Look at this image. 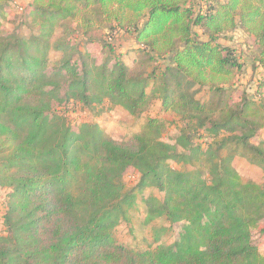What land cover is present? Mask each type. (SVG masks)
<instances>
[{
  "label": "trees",
  "instance_id": "1",
  "mask_svg": "<svg viewBox=\"0 0 264 264\" xmlns=\"http://www.w3.org/2000/svg\"><path fill=\"white\" fill-rule=\"evenodd\" d=\"M14 2L0 0V186L9 189L0 264H264V183L234 165L243 156L264 167V79L252 96L239 92L242 64L219 41L241 29L264 67V0H205L199 13L191 0H30L29 33L16 24ZM117 31L134 37L131 63L111 46L91 63L72 39ZM52 51L62 54L55 65ZM48 76L65 106L91 117L73 125L53 110ZM155 100L181 117L169 139L164 118L148 115ZM114 107L145 116L140 131L109 135L95 118ZM128 171L138 174L131 190ZM139 194L147 221L165 217L197 247L174 258L178 238L154 249L120 243L115 227ZM180 217L192 224L176 229Z\"/></svg>",
  "mask_w": 264,
  "mask_h": 264
},
{
  "label": "rangeland",
  "instance_id": "2",
  "mask_svg": "<svg viewBox=\"0 0 264 264\" xmlns=\"http://www.w3.org/2000/svg\"><path fill=\"white\" fill-rule=\"evenodd\" d=\"M29 1L30 0H15L14 4L11 5L13 12H15V15L13 16L16 18V24L20 27L23 33H29L30 31V27L28 26L27 18L25 16V11ZM191 4L198 13L202 10L204 11L206 8L205 0H191ZM5 28L10 31L14 28V24H6ZM194 33L198 39H207L198 27H194ZM99 37H102V41H88L84 39L81 34L73 35L72 39L77 44L79 50L90 54L91 63L101 62V60L106 56H111L112 53H110L109 46L113 49V56L122 54L126 63H131L137 54V45L134 37L129 33L117 31L109 34L107 32L105 35H100ZM219 41L223 45L234 49L237 59L242 64L241 70L237 76L236 85L239 92H245L248 96H252L257 90L259 81L264 79V67L260 66L255 59L256 47L252 40L246 33H244V31L237 29L226 34L220 38ZM67 56L66 59L69 58V55ZM61 57L62 54L60 52L52 51L50 54V63L52 65L59 63ZM167 63L168 60L159 59L156 62V66L163 67ZM61 83L62 81H59L58 86L62 87ZM42 86L47 87L54 92L53 96L55 99L51 108L59 111L61 114H67L73 125L79 123L81 120L83 121L91 117L88 111L82 110L81 107L76 104L73 105V102H70L65 106L66 99L64 98V90H58L54 87L52 76H48L42 80ZM148 115L160 116L164 118L166 126V139L177 135L183 127L180 115L175 112H164L161 109V105L158 100L153 102ZM95 119L100 122L101 126L109 135L117 139H124L140 131L144 123L145 116L135 119L120 107H114L113 109L105 110ZM195 142L206 146L209 143V140L196 136ZM224 154H226V152H224ZM172 165L176 169L188 168L187 165H182L177 162H173ZM234 165L245 180L252 179L258 183H264V167L262 165L253 163L248 158L243 156L235 157ZM123 180L127 190H131L138 181V174H136L135 171H128L124 174ZM8 190V188L0 186V231L4 234H7L5 215L8 210ZM148 194L162 196V194L158 191H153V193L146 191V195ZM177 219L178 222L175 223L176 229H180L183 224H192L191 221L186 219V221H184V218L182 217ZM147 220L146 208L142 204V194H139L135 206L128 211L126 218L122 219L115 227L114 236L120 243L126 246L149 249H154L161 244L173 247L178 238V246L180 248L177 249V246L172 254H170L171 257L174 258L181 256L184 257V255H186L183 253L185 249H195L197 247L194 244L188 245L193 243L192 240L194 239H189L187 236H182L181 238L178 237L171 229L170 224L165 217H157L153 220Z\"/></svg>",
  "mask_w": 264,
  "mask_h": 264
}]
</instances>
